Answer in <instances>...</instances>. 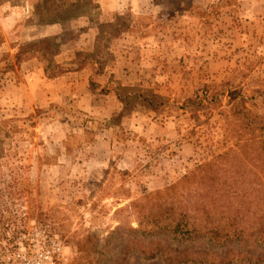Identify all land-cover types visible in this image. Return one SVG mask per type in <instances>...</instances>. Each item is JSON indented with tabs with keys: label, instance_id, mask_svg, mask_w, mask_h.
I'll return each instance as SVG.
<instances>
[{
	"label": "rangeland",
	"instance_id": "1",
	"mask_svg": "<svg viewBox=\"0 0 264 264\" xmlns=\"http://www.w3.org/2000/svg\"><path fill=\"white\" fill-rule=\"evenodd\" d=\"M107 1L0 0V256L26 218L54 227L63 264H166L140 255L139 217L158 206L147 195L216 159L242 175L243 149L251 190L264 195V0H125L108 14ZM79 62L90 111L73 95L22 100L37 68ZM151 95L156 110L142 102Z\"/></svg>",
	"mask_w": 264,
	"mask_h": 264
},
{
	"label": "trees",
	"instance_id": "2",
	"mask_svg": "<svg viewBox=\"0 0 264 264\" xmlns=\"http://www.w3.org/2000/svg\"><path fill=\"white\" fill-rule=\"evenodd\" d=\"M67 2L64 6L68 9L79 8V3ZM50 41L47 38L29 44L18 57H34L38 53L33 48ZM85 67V63L79 62L74 69L55 66L53 73L50 74L48 68L45 72L50 79H55L66 73L83 71ZM101 73L100 69L98 74ZM94 85L91 79V86ZM122 92L127 94L128 90L116 87L118 98L126 101ZM148 97H143L142 102L156 110L161 98ZM247 112L244 104L240 113ZM228 156L223 157L228 160ZM248 157L244 149L235 156V166L245 170L242 175L236 171L225 174L226 167L217 170L216 159L187 174L181 185L147 195L146 200L156 201L158 206L143 210L139 217V229L135 233L140 236L137 241L141 243L142 258L148 262L162 258L166 264H264V195L251 190ZM169 245L188 249L178 253L167 250ZM202 248L217 249L224 254H208Z\"/></svg>",
	"mask_w": 264,
	"mask_h": 264
},
{
	"label": "built area",
	"instance_id": "3",
	"mask_svg": "<svg viewBox=\"0 0 264 264\" xmlns=\"http://www.w3.org/2000/svg\"><path fill=\"white\" fill-rule=\"evenodd\" d=\"M15 236L6 242L14 245L1 253L0 264H63L66 262V245L49 223L20 220Z\"/></svg>",
	"mask_w": 264,
	"mask_h": 264
},
{
	"label": "crops",
	"instance_id": "4",
	"mask_svg": "<svg viewBox=\"0 0 264 264\" xmlns=\"http://www.w3.org/2000/svg\"><path fill=\"white\" fill-rule=\"evenodd\" d=\"M124 3V5H121ZM105 13H122L124 9L125 0L107 1L103 4ZM84 71L70 72L67 75L60 76L55 79L45 78V71L37 68V71L31 73L27 77V81L23 84L26 98L22 100H28L29 104L47 107L51 104H57L63 101H72L69 97L73 95L76 97L77 103L85 107L84 110L90 111L92 105L91 95L84 91ZM79 78L81 79L82 90L81 92H75L73 82L78 84ZM75 94V95H74ZM74 100V101H76ZM133 126H137V119H132ZM141 126V124H138Z\"/></svg>",
	"mask_w": 264,
	"mask_h": 264
}]
</instances>
